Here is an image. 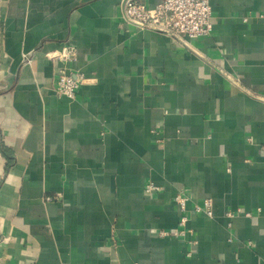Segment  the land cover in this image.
<instances>
[{
  "label": "crops",
  "instance_id": "1",
  "mask_svg": "<svg viewBox=\"0 0 264 264\" xmlns=\"http://www.w3.org/2000/svg\"><path fill=\"white\" fill-rule=\"evenodd\" d=\"M209 2L186 46L123 0H0V264H264V0Z\"/></svg>",
  "mask_w": 264,
  "mask_h": 264
},
{
  "label": "built area",
  "instance_id": "2",
  "mask_svg": "<svg viewBox=\"0 0 264 264\" xmlns=\"http://www.w3.org/2000/svg\"><path fill=\"white\" fill-rule=\"evenodd\" d=\"M122 9L125 23H130L139 29L155 31L186 46H189L190 40L208 36L212 31L209 0H161L153 8H148L146 3L141 0H123ZM246 19L247 17L244 18V20ZM33 56L32 52L25 53L22 60L24 63H29ZM48 57L60 64L55 71L53 88L55 93L70 99L74 98L84 80L83 74L73 68V63L77 58L76 47L66 44ZM156 190L158 187L150 182L144 187L147 194ZM51 199V197H46L47 201H51ZM174 200L180 213L178 223L183 227L188 221L186 210L189 199L186 195L179 193ZM212 206V199L206 197L201 205L194 204L193 211L212 217ZM238 212L240 211L237 210ZM225 215L232 218L235 213L227 211ZM228 225L230 226V223ZM159 234L164 236L168 232L160 231Z\"/></svg>",
  "mask_w": 264,
  "mask_h": 264
}]
</instances>
